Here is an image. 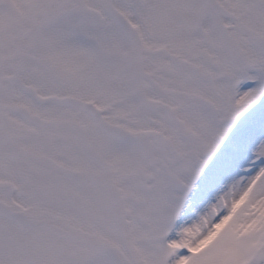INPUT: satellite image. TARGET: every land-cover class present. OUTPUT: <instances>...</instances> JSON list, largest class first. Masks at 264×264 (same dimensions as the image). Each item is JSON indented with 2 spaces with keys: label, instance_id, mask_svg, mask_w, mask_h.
Wrapping results in <instances>:
<instances>
[{
  "label": "snow or ice",
  "instance_id": "snow-or-ice-1",
  "mask_svg": "<svg viewBox=\"0 0 264 264\" xmlns=\"http://www.w3.org/2000/svg\"><path fill=\"white\" fill-rule=\"evenodd\" d=\"M0 264H264V0H0Z\"/></svg>",
  "mask_w": 264,
  "mask_h": 264
}]
</instances>
